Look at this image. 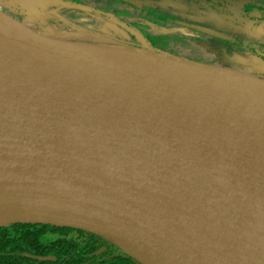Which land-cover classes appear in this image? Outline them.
Segmentation results:
<instances>
[{
	"label": "water",
	"instance_id": "water-1",
	"mask_svg": "<svg viewBox=\"0 0 264 264\" xmlns=\"http://www.w3.org/2000/svg\"><path fill=\"white\" fill-rule=\"evenodd\" d=\"M12 19L0 12L14 44L0 56V228L82 230L138 264H264V61ZM27 36L85 54L15 48Z\"/></svg>",
	"mask_w": 264,
	"mask_h": 264
},
{
	"label": "flooded vegetation",
	"instance_id": "flooded-vegetation-1",
	"mask_svg": "<svg viewBox=\"0 0 264 264\" xmlns=\"http://www.w3.org/2000/svg\"><path fill=\"white\" fill-rule=\"evenodd\" d=\"M64 1L71 2L69 0ZM118 1L120 2L121 8L119 10L115 9L113 12L121 16L110 13L104 14H110L123 25L122 28L129 42L132 44H138L140 42L136 34L133 33V29L139 28L145 31V37L156 49L177 56L185 55L187 58L198 63L215 64L207 61L211 58L216 60L217 64H220L223 58L232 56L234 53L249 54L250 56L264 61V0H176L174 2H159L160 0H140V2L138 0ZM174 3L182 4L189 9V11H194V14H178L174 12L172 9ZM78 5L90 8V6L82 3V1L78 3ZM126 5L127 7H125ZM5 7L6 6L0 7V12L7 16L8 14H12L11 11L9 9L7 10ZM96 10L103 13L101 10ZM202 14L216 15L224 28L227 29V31L234 32L232 33L234 35L225 31L206 28L185 21V18L188 16L198 17ZM164 19H166V21H164ZM147 23L150 24L147 25ZM152 24L169 29L170 32H168V34H148L146 31ZM176 28L187 31L186 36L182 37L180 36V32L173 31ZM196 42L199 46L191 47L189 50L190 53L189 51L184 52L181 50L180 43L184 46V43ZM214 43H220L221 46H216ZM210 52L212 53L210 54ZM217 58L219 60H217ZM47 234H49V232ZM61 234H67L70 239H75L83 243V246L87 247L88 251L91 250L88 255H83L81 257L84 262H76L78 264H93L94 260L95 262L98 261L103 263L104 261L108 262L109 260L118 258L120 261L122 260V262H120L122 264H138L113 244L92 233L73 229L72 231L63 232ZM17 239L23 240L24 238L21 235ZM18 243H20V241ZM52 246L58 249L61 245L58 246L53 244ZM19 248L21 250L15 249L14 246L4 250L0 248V254H2L0 257V264H64L67 262V260L58 261L57 256L61 255L57 254L59 249L53 254L49 252V255L36 256L34 255V251L28 252L25 248H23V250L21 247ZM40 258H51L52 260L42 261ZM35 260L37 262H34Z\"/></svg>",
	"mask_w": 264,
	"mask_h": 264
},
{
	"label": "rangeland",
	"instance_id": "rangeland-1",
	"mask_svg": "<svg viewBox=\"0 0 264 264\" xmlns=\"http://www.w3.org/2000/svg\"><path fill=\"white\" fill-rule=\"evenodd\" d=\"M69 1L77 5L82 1V3L86 4L87 6H90V8L93 7L92 9L94 10L98 9L103 11V14L104 13L115 14L113 11H115V9L119 10L121 8L120 2L118 0H69ZM138 1L140 2V0ZM162 1L174 2L176 0H160L159 2ZM2 6H6L5 8L11 11L12 14H8V17L13 18L12 20L16 19L17 21L21 22L23 25L27 27H30L29 25L32 24L36 29H39L40 26H43L44 29L47 28L48 30L59 35L82 37L81 35L84 36L87 34L86 36H88L90 34L96 36L95 39H97L98 41L108 42V43L109 42L114 43L115 41L117 42L118 38L120 37L122 38L127 37L120 30V28L123 29L122 28L123 26L115 22L112 19L113 16H111L110 14H107L109 17L104 15H98L95 13L88 14L78 9L71 8L69 3L64 0H16V2H14L13 0H9V1L0 0V7ZM125 7H127V5ZM172 9L174 12L178 14L180 13L194 14V11H189V9L184 7L182 4L174 3V7ZM96 12L99 11L96 10ZM115 15L121 16L120 14H115ZM185 19H184L185 21H188L189 23L194 25L198 24L202 27L214 28L219 31H225L231 34L234 33L232 31H227V29L224 28V26L221 24V22L219 21L216 15L202 14L201 16L198 17L188 16ZM148 24L150 23H147V25ZM138 29L139 28H135V30L133 29V33H135L141 39L150 43V41L145 37V31ZM173 31L180 32V36L182 37L186 36V32H187L180 28H176ZM146 32L152 35L161 34V33L168 34L170 30L152 24V26ZM113 36H115L116 38H114ZM182 39L185 40L184 38ZM85 43L88 42L85 41L83 44ZM181 44L182 43H180V47L182 48L181 50H183L184 52L189 51L191 47L199 46L197 42L187 43V44L184 43V46H182ZM214 44L219 47L221 46L220 43H214ZM211 53L212 52H210V54ZM181 57L187 58L185 55H182ZM217 60L219 59L217 58ZM260 60L262 61V59ZM207 61L210 63L217 64V61L211 58Z\"/></svg>",
	"mask_w": 264,
	"mask_h": 264
},
{
	"label": "trees",
	"instance_id": "trees-1",
	"mask_svg": "<svg viewBox=\"0 0 264 264\" xmlns=\"http://www.w3.org/2000/svg\"><path fill=\"white\" fill-rule=\"evenodd\" d=\"M173 17V16H172ZM171 18V17H170ZM166 21V19H164ZM133 47H141L138 44H132ZM21 230V231H18ZM73 229L67 227H55L51 225H40V224H15L7 227L0 228V248L4 250L8 247L21 250L19 247L25 248L28 252L34 251L36 256L49 255L55 253L58 249V261L67 260L64 264H78L76 262H84L81 258L83 255H88L89 251L87 247L83 246V243L70 239L67 234L62 235L63 232L72 231ZM49 232V234H47ZM23 240H18L20 237ZM20 241V243H18ZM46 242V243H44ZM61 245L58 249H55L52 245ZM18 246V247H16ZM42 249V250H41ZM30 250V251H29ZM50 252V253H49ZM56 254V255H57ZM125 254V253H124ZM127 255V254H126ZM2 254H0V257ZM128 256V255H127ZM130 257V256H129ZM77 258V260H76ZM131 258V257H130ZM132 259V258H131ZM133 260V259H132ZM134 261V260H133ZM34 262H37L36 260ZM119 258L115 260H109L98 262L94 260L93 264H122ZM51 264V263H49Z\"/></svg>",
	"mask_w": 264,
	"mask_h": 264
},
{
	"label": "bare ground",
	"instance_id": "bare-ground-1",
	"mask_svg": "<svg viewBox=\"0 0 264 264\" xmlns=\"http://www.w3.org/2000/svg\"><path fill=\"white\" fill-rule=\"evenodd\" d=\"M2 32V28H0V33ZM21 43L17 44L15 48H18L24 52L31 53H42V52H53L54 50H62L69 51V53L75 54H85L84 51L74 50L73 46L67 42H55L52 40L44 39L36 36H27L20 39ZM13 47L14 44L12 41L4 39L0 36V56L4 53V49H9Z\"/></svg>",
	"mask_w": 264,
	"mask_h": 264
}]
</instances>
